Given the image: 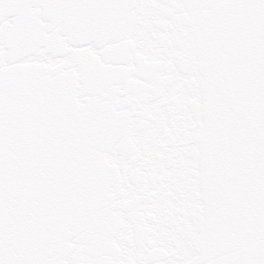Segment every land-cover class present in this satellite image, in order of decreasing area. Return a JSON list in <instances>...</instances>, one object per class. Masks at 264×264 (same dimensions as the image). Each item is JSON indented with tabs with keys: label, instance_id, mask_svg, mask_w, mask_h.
<instances>
[{
	"label": "snow or ice",
	"instance_id": "snow-or-ice-1",
	"mask_svg": "<svg viewBox=\"0 0 264 264\" xmlns=\"http://www.w3.org/2000/svg\"><path fill=\"white\" fill-rule=\"evenodd\" d=\"M0 264H264V0H0Z\"/></svg>",
	"mask_w": 264,
	"mask_h": 264
}]
</instances>
